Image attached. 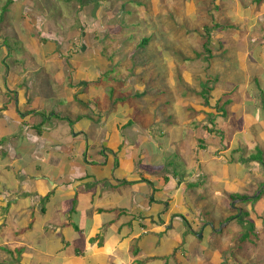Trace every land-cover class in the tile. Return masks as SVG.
I'll list each match as a JSON object with an SVG mask.
<instances>
[{
    "label": "rangeland",
    "instance_id": "obj_1",
    "mask_svg": "<svg viewBox=\"0 0 264 264\" xmlns=\"http://www.w3.org/2000/svg\"><path fill=\"white\" fill-rule=\"evenodd\" d=\"M6 1L0 0V12ZM11 7L15 11L5 10L0 25L2 30L8 28L7 37L14 40H3L0 33L1 45L11 51V56L14 50L21 51L23 64L28 65L23 67L26 76L43 77L40 86L48 85L44 77H60L57 83L63 86L51 88L50 96L53 93L65 96L70 91L76 96V102L72 100L75 107L64 98L58 101L59 111L53 117L60 126L54 129L59 131L58 135L70 132L72 125L82 121L85 144L92 148L105 143L107 149L103 150L113 151L117 137L130 142L150 139L154 142L148 148L159 158L166 148L160 159V165L164 164L161 171L171 173L178 181L191 173L198 176L209 168L222 171L225 162L230 170L237 168L238 163L239 180H244L249 175L243 168L252 163L253 180L247 186L257 187L261 193L257 196L259 193L252 191L248 204L254 206L259 199L264 200V187L260 183L264 181V0H14ZM25 12L24 26L28 33L39 44L52 41L57 46L54 56L46 57L48 67L45 64L31 69L35 66L34 55L41 56L43 48L37 46L36 50L28 42L25 29L14 23ZM206 27L211 29L208 35ZM6 62L12 65L11 58ZM217 85L222 91L232 92L225 116L222 112L218 114L217 107L206 100L207 96L210 101L217 98L211 94ZM196 101L203 105L199 113L190 111ZM79 109L86 112V119H80L84 114ZM166 129L167 136L159 137ZM246 132L253 145L233 143L235 138L246 140ZM217 133L223 138L220 143L215 139ZM177 142L182 143L183 151L180 145L172 150L171 146ZM130 144L119 147L122 157L131 154ZM213 145L219 146V151ZM118 153L114 152L113 161ZM205 153L217 158L201 164ZM254 161L260 164L258 169ZM26 164L34 165L35 161H21L22 166ZM121 194L127 206L128 194ZM224 199L225 195L206 201L215 205V210L225 208ZM75 203L78 204L76 199ZM262 211L257 217L261 215L264 220ZM32 213L33 222L36 211ZM3 214L0 205V216ZM251 215V212L240 215L244 226L236 222L240 217L232 221L243 228L238 238L245 244L250 239L246 232L253 228ZM234 218L226 215L227 223L217 231L228 223L230 230ZM203 235L207 240L211 236L200 230L195 236L196 243L204 240ZM255 241L261 243H248L241 251L236 250V264H244L243 258L246 264H264V230ZM171 247L177 248L175 244ZM132 250L127 255L134 254ZM10 252L16 254L10 258L0 252V263L16 262L19 251ZM24 254L34 255L31 247ZM125 254H116L117 259H125ZM145 261L149 259H139L137 264Z\"/></svg>",
    "mask_w": 264,
    "mask_h": 264
},
{
    "label": "crops",
    "instance_id": "obj_2",
    "mask_svg": "<svg viewBox=\"0 0 264 264\" xmlns=\"http://www.w3.org/2000/svg\"><path fill=\"white\" fill-rule=\"evenodd\" d=\"M6 4L7 1L1 7L0 24L5 19ZM12 4L7 11H15ZM25 16L26 12L22 13L14 23L25 29L28 42L36 50L37 46L43 48L41 56L34 55L35 66L31 69L39 65L43 67L46 59L54 56L57 46L52 41H48L47 45L39 44L24 26ZM0 33L4 35L3 40H14L7 37L8 28L2 30L1 25ZM1 42L0 205L5 215L0 216V252L9 254L11 258L16 253L11 255L10 251H19V258L14 264H29L30 261L33 264H137L143 258L154 264H236L237 249L241 251L248 243H261L255 238L264 230V220L261 215L257 217L264 209V200L259 199V203L253 206L244 199L229 198L231 195H244L252 199L251 192H258L257 187L252 189L247 186L253 180L252 163L243 168L249 175L244 180H239L238 163L235 165L237 168L230 170L229 163L225 162L222 171L214 172L209 168L198 176L191 173L178 181L171 173L161 171L164 164L160 165V159L166 148L159 158L152 148H148L154 142L150 139L130 142L117 137L113 151L103 150L105 143L92 148L85 144V123L82 121L72 125L70 132L58 135L60 126L53 118L59 111L58 101L64 98L67 104L73 106L75 94L68 89L70 93L65 96H55L54 93L50 96L51 88H59L57 78L60 77H44L48 85L40 86L43 77L26 76L28 65L23 64L19 55L21 51L14 50L11 56V51ZM9 58L11 66L6 62ZM218 87L211 92L212 97L217 98L213 101L209 98V102L217 107L218 114L222 112L225 116L232 92ZM195 103L190 111L201 112L203 105L199 101ZM223 105L224 109L218 110ZM81 113L84 115L80 119H86V112L83 110ZM167 131L159 133V137L167 136ZM217 134L219 137L215 139L220 143L223 138L220 133ZM245 138V142L235 138L233 143L237 141L244 147L253 145L252 140L247 136ZM169 140L174 141V137ZM123 143H131V157H122V153H118ZM178 143L171 146L172 150L180 145L179 149L183 151L182 143ZM204 148L207 149V145ZM214 148L219 151V146ZM114 152L118 153L116 161L112 158ZM203 158L201 164L217 157L205 153ZM29 159L35 164L21 165V161ZM254 163L258 169L260 164ZM157 165L161 167L158 169ZM121 193L128 194L127 206L122 202ZM258 193L257 196L261 192ZM223 195L224 209L214 210L215 205L207 203L212 197ZM256 208L259 209L257 213ZM35 211L32 222V212ZM245 212L252 213L249 219L253 218L254 227L246 244L238 238L243 228L232 222L240 217L236 222L244 226L240 215H245ZM226 215L235 216L230 222L234 223L232 228L229 230L228 223L217 231L227 223ZM4 218L7 221H3ZM199 229L211 235L209 242L203 235L204 240L196 243ZM244 232L242 234L245 235ZM172 244L177 248H170ZM29 247L33 256L24 254ZM130 248H133L134 254L127 255ZM124 253L125 259L118 260V255ZM242 260L246 264L247 260Z\"/></svg>",
    "mask_w": 264,
    "mask_h": 264
},
{
    "label": "trees",
    "instance_id": "obj_3",
    "mask_svg": "<svg viewBox=\"0 0 264 264\" xmlns=\"http://www.w3.org/2000/svg\"><path fill=\"white\" fill-rule=\"evenodd\" d=\"M12 0H7V4H6V6L4 7V9L6 10L7 8H8V6L10 5V4H12ZM207 29H208V33H207V35L209 34V32H210V28L209 27H206ZM208 40H209V38H208ZM143 42L144 43H148V39H144L143 40ZM144 43H142L143 45H145ZM208 43H209V41H208ZM205 48H207V46H205ZM207 52H209V49L207 48ZM209 91V93L212 91V89H210V90H208ZM202 95V94H201ZM209 95V94H208ZM207 98L209 99V97L207 96ZM208 99H206L207 100V102L209 103V100ZM83 104H85V105H88V103H84L83 102ZM224 107V105L222 106V107H218V110H222V109H224L223 108ZM262 186H264V183L262 184ZM242 199H244L245 201H249V200H251V199H248V198H246V197H243ZM248 225H250V223L248 224ZM252 225V224H251ZM250 225V226H251ZM253 226V225H252ZM253 229H254V227L252 228V230H249V228H248V230H247V232L246 233H248L247 234V236H249L251 233H252V231H253ZM0 264H3V263H0Z\"/></svg>",
    "mask_w": 264,
    "mask_h": 264
},
{
    "label": "water",
    "instance_id": "obj_4",
    "mask_svg": "<svg viewBox=\"0 0 264 264\" xmlns=\"http://www.w3.org/2000/svg\"><path fill=\"white\" fill-rule=\"evenodd\" d=\"M199 237H202V235L199 234Z\"/></svg>",
    "mask_w": 264,
    "mask_h": 264
}]
</instances>
